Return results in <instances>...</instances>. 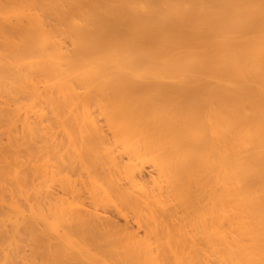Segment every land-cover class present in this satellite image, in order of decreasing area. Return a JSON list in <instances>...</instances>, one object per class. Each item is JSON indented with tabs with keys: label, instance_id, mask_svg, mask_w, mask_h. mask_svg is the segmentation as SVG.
<instances>
[{
	"label": "bare ground",
	"instance_id": "6f19581e",
	"mask_svg": "<svg viewBox=\"0 0 264 264\" xmlns=\"http://www.w3.org/2000/svg\"><path fill=\"white\" fill-rule=\"evenodd\" d=\"M0 264H264V0H0Z\"/></svg>",
	"mask_w": 264,
	"mask_h": 264
}]
</instances>
